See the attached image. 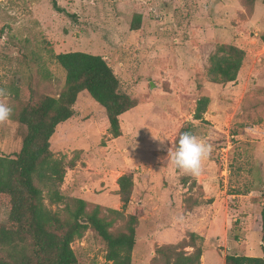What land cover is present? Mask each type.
Wrapping results in <instances>:
<instances>
[{"label":"rangeland","instance_id":"1","mask_svg":"<svg viewBox=\"0 0 264 264\" xmlns=\"http://www.w3.org/2000/svg\"><path fill=\"white\" fill-rule=\"evenodd\" d=\"M55 2L62 11L52 0H0V89L7 93L0 102L13 109L0 122V156L20 149L22 102L32 92L56 96L64 85L51 53L100 55L136 105L119 117L121 135L113 138L104 109L86 91L78 93L73 116L50 139L55 158L77 155L61 194L122 210L117 178L131 172L134 190L124 212L142 206L133 264H152L155 246L177 243L189 231L204 239L200 264H224L226 254L264 257V0H257L253 18L241 11L240 0ZM136 13L141 22L131 30ZM221 43L245 52L236 80L226 84L212 83L206 73L208 55ZM201 96L209 104L198 121L193 111ZM189 122L193 134L212 145L198 177L177 169L167 152ZM188 199L197 202L190 210ZM5 219L0 206V224ZM71 247L76 264L104 263L105 245L91 228Z\"/></svg>","mask_w":264,"mask_h":264},{"label":"trees","instance_id":"2","mask_svg":"<svg viewBox=\"0 0 264 264\" xmlns=\"http://www.w3.org/2000/svg\"><path fill=\"white\" fill-rule=\"evenodd\" d=\"M256 1L240 0V3L251 14ZM52 6L62 11L55 0ZM141 18L139 13L133 16L131 30L139 28ZM244 55L238 45H215L207 58L209 80L219 84L234 82ZM51 56L65 73L62 89L56 96L32 92L22 102L16 113V120L24 126L20 149L13 157L0 156V206L6 210L5 222L0 224V264H76L71 243L89 228L105 245L103 264H133L135 229L142 212L141 205H133L130 212H124L134 190L133 174L124 172L117 178L116 194L122 210L104 209L81 198L66 197L60 186L66 170L76 164L77 155L68 161L55 158L50 139L57 125L73 116V106L81 91H86L104 109L106 130L113 138L121 135L119 117L136 103L121 91L118 77L102 56L81 51ZM208 104L206 96L196 100L194 120H204ZM186 131L193 133L190 122L177 132L174 148L180 134ZM187 202L189 210L197 203L191 199ZM59 204L61 208H51ZM261 219L264 239L263 214ZM119 220L123 224L111 230L112 224ZM203 241L201 235L189 231L177 243L155 246L151 263L200 264ZM224 264H264V257L226 254Z\"/></svg>","mask_w":264,"mask_h":264},{"label":"clouds","instance_id":"3","mask_svg":"<svg viewBox=\"0 0 264 264\" xmlns=\"http://www.w3.org/2000/svg\"><path fill=\"white\" fill-rule=\"evenodd\" d=\"M6 94L4 89H0V96ZM12 113L13 109L8 104L0 102V122L8 121ZM166 139H159L160 144L163 145ZM167 152L177 169L184 174L198 177L202 172V162L212 153V145L186 131L180 134L177 146L174 149L168 148Z\"/></svg>","mask_w":264,"mask_h":264},{"label":"crops","instance_id":"4","mask_svg":"<svg viewBox=\"0 0 264 264\" xmlns=\"http://www.w3.org/2000/svg\"><path fill=\"white\" fill-rule=\"evenodd\" d=\"M225 2L226 3H231V0H225ZM257 7H258V3H257V1L254 3V6H253V12H252V18L254 17V15L256 14V10H257ZM240 9H241V11L242 12H245V9H244V7H243V5H241V3H240Z\"/></svg>","mask_w":264,"mask_h":264},{"label":"water","instance_id":"5","mask_svg":"<svg viewBox=\"0 0 264 264\" xmlns=\"http://www.w3.org/2000/svg\"><path fill=\"white\" fill-rule=\"evenodd\" d=\"M155 84L151 81L150 82V88L153 87ZM83 222H85V220H83Z\"/></svg>","mask_w":264,"mask_h":264}]
</instances>
